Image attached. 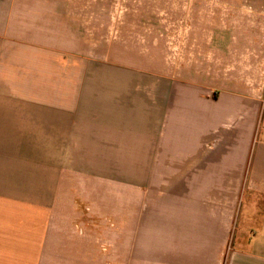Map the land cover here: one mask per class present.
<instances>
[{"label": "crops", "instance_id": "crops-1", "mask_svg": "<svg viewBox=\"0 0 264 264\" xmlns=\"http://www.w3.org/2000/svg\"><path fill=\"white\" fill-rule=\"evenodd\" d=\"M72 2L0 0V264L89 258L75 158L109 161L114 178L129 158L145 213L113 227L131 264H264V14L233 11L209 66L170 74L91 57Z\"/></svg>", "mask_w": 264, "mask_h": 264}, {"label": "rangeland", "instance_id": "rangeland-1", "mask_svg": "<svg viewBox=\"0 0 264 264\" xmlns=\"http://www.w3.org/2000/svg\"><path fill=\"white\" fill-rule=\"evenodd\" d=\"M73 1L75 10L83 14L84 25L89 23L91 57L113 58L116 53L138 60L158 73L170 74L197 60L208 67L215 35L226 44L227 32L239 27L240 18H235L234 23L231 18L233 11L245 12L238 14L244 17L245 25L249 24V15L253 19L249 9L256 7L255 14H264V0ZM257 17L256 14L254 18ZM117 160L115 169L121 178H114L109 161L102 164L97 158L74 160V176L68 175L67 180L73 194L68 199L73 203L74 228L89 235L81 245L89 258L75 260V264H131L130 259H125L129 247H115L117 227L113 226L123 219L144 217L146 196L144 189L128 186L129 158ZM99 172L108 178H93ZM82 173L89 178H82ZM102 242H106V250Z\"/></svg>", "mask_w": 264, "mask_h": 264}]
</instances>
